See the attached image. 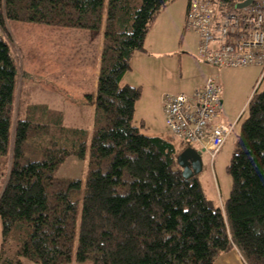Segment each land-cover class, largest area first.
I'll list each match as a JSON object with an SVG mask.
<instances>
[{
    "label": "trees",
    "instance_id": "trees-1",
    "mask_svg": "<svg viewBox=\"0 0 264 264\" xmlns=\"http://www.w3.org/2000/svg\"><path fill=\"white\" fill-rule=\"evenodd\" d=\"M172 1L0 0V264H214L232 250L264 264V90L249 99L221 207L198 177H182L171 141L134 125L141 89L121 81ZM208 1L234 9L246 0ZM10 21L102 30L96 90L86 96L92 133L65 127L59 114L15 120ZM70 156H88L85 179L56 181Z\"/></svg>",
    "mask_w": 264,
    "mask_h": 264
},
{
    "label": "rangeland",
    "instance_id": "rangeland-1",
    "mask_svg": "<svg viewBox=\"0 0 264 264\" xmlns=\"http://www.w3.org/2000/svg\"><path fill=\"white\" fill-rule=\"evenodd\" d=\"M187 6L188 0H174L158 14L146 35L143 50L136 51L131 57L130 70L125 74V79L128 80L129 86L141 89V96L135 104L134 125L138 126L140 122L144 121L147 127H150L149 135L172 141L178 151L184 149L185 144L171 134L165 124L164 117L159 118L158 100L164 94L190 96L194 86L200 83L202 85L209 78L216 80L221 88L223 106L221 121L233 126V130L228 137L222 157L210 159L209 155L203 152L202 170L197 177L207 197L214 200L215 205L220 207L230 194L231 178L227 173V166L234 153L240 127L248 115V99L256 90L258 92L264 90V73L261 75V69L258 67L217 69L199 61L196 55L198 35L185 30V16L183 23L181 21L180 15L183 10L186 14ZM13 23L18 22L10 21L8 27L19 66L15 120L24 119L32 113L39 115L40 112L50 114L49 118L53 120L54 116L59 114L64 126L86 129L92 133L94 131V116L91 115V108L94 113L95 108L89 102V105L82 106L83 103L78 104L72 99H62L52 80L41 78L38 73L29 69L31 56L40 55L49 60L47 66L53 72L55 64L53 51L48 48V45L42 46L38 50L33 46L29 48V44L26 42L16 41L11 26ZM25 24H31L32 27L30 29L32 40L30 41H36L37 39H34L39 36L43 39L50 38L49 36L45 37L42 31L43 27L48 28V25ZM94 33L103 37L102 30ZM40 43L42 44V42ZM28 49L30 54H27ZM87 171L88 156L84 160L70 156L53 171V178L62 182L73 179L84 180ZM2 187V180H0V193ZM1 236L0 221V244ZM20 264L37 263L21 259ZM65 264H74V262Z\"/></svg>",
    "mask_w": 264,
    "mask_h": 264
},
{
    "label": "built area",
    "instance_id": "built-area-1",
    "mask_svg": "<svg viewBox=\"0 0 264 264\" xmlns=\"http://www.w3.org/2000/svg\"><path fill=\"white\" fill-rule=\"evenodd\" d=\"M185 30L198 35L197 58L217 68L258 67L264 73V0L228 9L208 0H188ZM221 88L209 78L190 96L164 94L162 112L171 134L187 147L216 157L233 126L221 121Z\"/></svg>",
    "mask_w": 264,
    "mask_h": 264
},
{
    "label": "crops",
    "instance_id": "crops-1",
    "mask_svg": "<svg viewBox=\"0 0 264 264\" xmlns=\"http://www.w3.org/2000/svg\"><path fill=\"white\" fill-rule=\"evenodd\" d=\"M184 13L185 10H183L180 15L182 23L184 20V16H186V14ZM30 25L25 24L23 22L13 23L11 25L13 27V31H14L13 34L15 36L16 41L18 40L20 42H26L27 44H29V48L33 46V48H37L38 50L42 46L48 45V48L53 51L55 57L54 58L55 64L52 72V70L47 66L49 62L48 59L42 58L40 55H32L30 58L31 63L29 65V69L31 71L33 70L34 72L38 73V75L41 78L52 80L56 85L57 88L56 91L58 92L59 97H61L62 99L69 98L72 99L74 102H77L78 104L83 103L82 106L89 105L88 102L86 101V96L95 94L98 65L100 60V51H101V44L103 37L98 33L93 34V32L89 30L63 28V27L53 28L54 26L52 27L49 26L48 28L43 27L42 31L44 32L45 37L49 36L50 38L43 39L41 36L38 35L39 37L34 39V40L37 39L36 41H30L32 40L31 38L32 34L30 30L32 29V27ZM40 42H42V44ZM27 54H30L29 49L27 50ZM125 77L126 75H124L121 83L123 85H128L129 82L127 79H125ZM203 85L204 83L202 85L200 83L194 86L190 93L192 94L197 88H200ZM162 97L160 98V100H158L157 103L159 118H161V116L163 117ZM91 106L94 107L93 104ZM222 107L223 106H221L220 112H222L223 110ZM92 109L93 108H91V115L93 117L94 111ZM93 126H94V117H93ZM71 128H76V127H71ZM227 141L228 139L226 140L225 144L223 145L222 149L220 150V152L216 157L219 156L222 157ZM186 147L187 146L185 144L184 149ZM184 149L178 151L176 148L177 155L180 154ZM209 200L212 201L213 204L215 205L214 200L212 199ZM222 205L223 203H221V206ZM214 264H245V263L243 262L238 252L236 250H232L226 254L221 255L215 261Z\"/></svg>",
    "mask_w": 264,
    "mask_h": 264
},
{
    "label": "water",
    "instance_id": "water-1",
    "mask_svg": "<svg viewBox=\"0 0 264 264\" xmlns=\"http://www.w3.org/2000/svg\"><path fill=\"white\" fill-rule=\"evenodd\" d=\"M254 0H246L243 3L237 4L236 9L248 7ZM202 154L203 151L196 150L191 147H186L176 157V164L181 170V175L184 179L197 177L202 170Z\"/></svg>",
    "mask_w": 264,
    "mask_h": 264
}]
</instances>
